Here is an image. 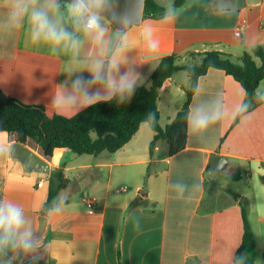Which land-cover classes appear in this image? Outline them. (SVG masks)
I'll return each instance as SVG.
<instances>
[{"label": "crops", "instance_id": "0c3cea01", "mask_svg": "<svg viewBox=\"0 0 264 264\" xmlns=\"http://www.w3.org/2000/svg\"><path fill=\"white\" fill-rule=\"evenodd\" d=\"M155 1L171 7L173 15L171 19L143 15L141 24L132 26L127 66L139 73L137 87L150 86L151 75L165 56L178 55V64L185 65L182 62L194 60L197 53L217 50L237 61L245 51L264 46V0L257 6L230 10L228 15L212 8L214 0H185L184 6L175 9V0H168L169 4ZM5 13V0H0V104L10 97L43 106L50 116L73 117L83 111L56 110L50 104L52 92L67 79V69L79 70L77 59L96 56L98 49L86 42L79 57L73 58L70 53L53 52L48 45L32 44L27 24L11 28L5 23ZM146 28L151 29L150 37L144 35ZM152 42L157 43L155 49L150 47ZM174 77L162 88L171 97ZM177 91L185 96L187 90L180 86ZM258 96L261 104L252 101L254 108L241 113L248 99L242 86L223 71L210 69L199 79L190 109L219 101L222 118L205 130L188 126L186 147L175 156L167 157L168 145L159 141L151 159L149 148L155 134L144 123L116 153L83 159L64 148L44 158L51 172L64 166L70 183L63 192L75 187L68 195L71 198L48 208L47 241L25 254L24 260L40 264L50 260L54 264H234L244 231L239 204L243 201L257 240L256 264H264V80ZM183 105L168 106L166 126ZM0 141L17 142L7 133H0ZM27 145L42 156L37 145ZM213 156L228 159L218 173L209 169ZM115 168H121L118 175L132 190L113 192ZM41 174L26 170L11 155L0 156V198L22 205L34 234L48 198ZM238 176L239 181L235 180ZM210 178L214 185L208 189ZM41 180L44 184L39 186ZM222 181H245L248 191L227 188ZM146 182V194L136 196ZM88 200L95 201L91 211ZM4 253L15 260L20 250Z\"/></svg>", "mask_w": 264, "mask_h": 264}, {"label": "trees", "instance_id": "16d2710c", "mask_svg": "<svg viewBox=\"0 0 264 264\" xmlns=\"http://www.w3.org/2000/svg\"><path fill=\"white\" fill-rule=\"evenodd\" d=\"M185 0H175L174 7L184 6ZM166 8L155 0H146L145 18H163ZM200 62L194 66L179 65V56L172 54L162 58L159 66L152 73L150 86H138L133 97L120 104L116 100L103 102L86 108L73 117L48 115L40 105H30L13 98L0 104V133H7L17 142L27 145L32 142L40 148L44 158H52L58 149H69L79 156H98L103 152L116 153L123 149L139 132L142 124L147 123L154 132L150 144V157L159 141L168 145L167 157L175 156L185 149L187 144L188 122L192 98L196 93L199 79L210 69L223 71L238 82L246 97L256 105L261 104L258 88L264 80V46H257L245 51L237 60L232 61L230 54L212 50L193 55ZM260 60V64L257 63ZM186 72L190 78V87L186 91V101L175 119L165 128L160 125V91L179 72ZM1 94V91H0ZM149 113H154V119ZM150 175L148 170L147 176ZM241 176L235 178L239 181ZM264 182V176L262 177ZM48 198L46 207H54L61 192L68 188L70 180L64 174V166L55 169L48 177ZM238 200L239 196L233 194ZM243 236L234 264H240L241 254H246L243 264H256L257 240L248 217V208L240 201ZM25 253L20 250L17 259H10L0 253V264H40L37 260H24ZM120 257V254H118ZM50 260L46 264H54Z\"/></svg>", "mask_w": 264, "mask_h": 264}, {"label": "clouds", "instance_id": "9594fccd", "mask_svg": "<svg viewBox=\"0 0 264 264\" xmlns=\"http://www.w3.org/2000/svg\"><path fill=\"white\" fill-rule=\"evenodd\" d=\"M141 3L131 0V8L121 11L119 0H5V23L11 28L26 23L32 44L48 45L53 52L70 53L73 58L79 57L86 42L98 49L96 56L77 59L79 70L67 69V79L52 92L50 104L56 110H83L112 100L123 104L133 97L140 77L127 66L128 37ZM214 10L221 15L230 11L223 5ZM172 15L169 7L164 18L171 19ZM144 35L150 37L151 29L146 28ZM150 47L155 49L157 43L152 42ZM246 109L243 105L240 111ZM149 116L154 119V113ZM221 118L219 101L196 106L186 117L191 130H205ZM11 148L10 143L0 141V156H10ZM33 238L22 205L0 198V253L8 249L31 253L36 247ZM245 257L242 253L240 264Z\"/></svg>", "mask_w": 264, "mask_h": 264}, {"label": "water", "instance_id": "95a60500", "mask_svg": "<svg viewBox=\"0 0 264 264\" xmlns=\"http://www.w3.org/2000/svg\"><path fill=\"white\" fill-rule=\"evenodd\" d=\"M145 1L139 6L138 16L135 17L136 23L133 26H139L142 22L144 15ZM261 3V0H214L212 8L223 5L229 10L240 11L246 9L249 6H257ZM119 8L121 11H126L131 8V0H119ZM243 105H247L246 111H241L245 113L252 108L255 104L250 100L246 99ZM11 156L14 159L19 160L24 168L28 171H35L42 173L46 176L51 175V167L47 160L44 159L40 154L32 150L28 145L20 142H15L12 144ZM228 159L220 156H213L209 162V169L213 173H218L222 168L226 166ZM140 195L146 194V191H140ZM48 211V207H44V212L40 214L37 218L36 231L33 238V244L36 246L35 249L41 248L45 245L49 233V223L50 219L45 215Z\"/></svg>", "mask_w": 264, "mask_h": 264}, {"label": "rangeland", "instance_id": "374dc122", "mask_svg": "<svg viewBox=\"0 0 264 264\" xmlns=\"http://www.w3.org/2000/svg\"><path fill=\"white\" fill-rule=\"evenodd\" d=\"M191 3V1H189V4ZM165 4H169V1L167 0L165 2ZM176 7H174L175 9ZM232 61L237 63L236 59L232 58ZM200 62V60H193V59H188V61L186 62H182V64H185V65H188V66H194L196 64H198ZM181 64V63H180ZM175 79V82L173 84V89H174V97H171L169 95V92L167 90H161L160 92V101H159V108H160V111H161V117H160V125L165 128L166 127V124H167V113H168V106H172V107H175L177 105H180L182 102L185 103V99H186V95L185 96H182L180 95V93L177 91V88H179L180 86H185L186 90L189 89L190 87V78L188 76V74L186 72H180L178 74L175 75L174 77ZM164 141H161V143L163 144ZM30 144L32 145H35L33 144L32 142H30ZM71 155H76L74 154L73 152H70ZM74 157H80L79 155H76ZM81 157H84L83 159H86L87 157H90L88 155H84V156H81ZM91 157H94V156H91ZM69 157H65L64 160H68ZM74 164H77V162H75ZM156 167H152L151 170H154ZM121 168H115V176H114V180H113V184H112V190L113 192H122L121 194H124L125 191H130L132 190L131 187H129V185L127 184L126 181H124L119 175H118V171L120 170ZM41 179H44L45 180V188L43 189V193H47L48 192V188H49V183L47 181L48 179V176L44 175V174H41ZM224 186H226L227 188H232V187H239L240 189H242V191H248V188L246 186V182L245 181H242V182H239V183H228V182H224ZM208 189L210 187H212V185H214V180L212 178H210L208 180ZM74 187L71 189L72 191H69V192H61L60 195L58 196V198L56 199V201H62L64 199H66L67 197L68 198H71L69 197L68 195L72 196V192L74 190ZM147 182L145 183L144 187H142L136 194V196L140 193V191H146L147 192ZM125 189V190H124ZM46 207V206H45Z\"/></svg>", "mask_w": 264, "mask_h": 264}, {"label": "built area", "instance_id": "2783aa9c", "mask_svg": "<svg viewBox=\"0 0 264 264\" xmlns=\"http://www.w3.org/2000/svg\"><path fill=\"white\" fill-rule=\"evenodd\" d=\"M236 35L237 36H240L241 35V31H239V30L236 31ZM43 184H44V180H41L39 182V186H42ZM94 205H95V201L94 200H88L87 201V207L89 208L90 211L94 208Z\"/></svg>", "mask_w": 264, "mask_h": 264}]
</instances>
